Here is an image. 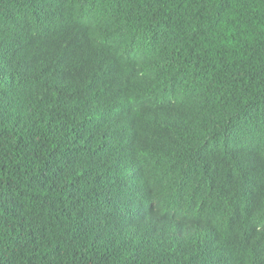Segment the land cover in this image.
I'll return each instance as SVG.
<instances>
[{
    "label": "trees",
    "instance_id": "obj_1",
    "mask_svg": "<svg viewBox=\"0 0 264 264\" xmlns=\"http://www.w3.org/2000/svg\"><path fill=\"white\" fill-rule=\"evenodd\" d=\"M0 264H264V0H0Z\"/></svg>",
    "mask_w": 264,
    "mask_h": 264
}]
</instances>
